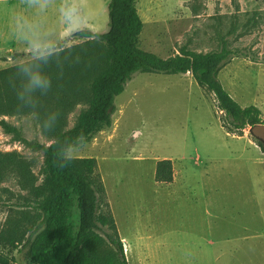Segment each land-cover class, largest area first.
I'll return each instance as SVG.
<instances>
[{
  "label": "rangeland",
  "instance_id": "1",
  "mask_svg": "<svg viewBox=\"0 0 264 264\" xmlns=\"http://www.w3.org/2000/svg\"><path fill=\"white\" fill-rule=\"evenodd\" d=\"M108 1L0 2V69L48 53L77 29L107 31ZM136 8L143 22L138 46L161 58L180 48L214 51L226 40L238 54L217 79L241 107L259 108L264 124V0H136ZM16 51L25 53L7 59ZM114 106L111 126L70 151L67 162L82 157L86 176L100 174L117 217H147L152 238L183 244L178 256L186 264H264V152L249 127L226 133L212 94L188 73H134ZM84 107L68 114L67 128ZM0 120L31 144L12 141L0 128V204L43 202L49 189L35 144L52 139L33 116H8L1 89ZM162 159L172 161L169 184L154 179ZM40 217L32 208L0 206V264L16 263ZM144 226L134 224L128 235L144 236ZM52 241L41 238L34 254L43 257ZM98 254L110 259L104 246Z\"/></svg>",
  "mask_w": 264,
  "mask_h": 264
},
{
  "label": "trees",
  "instance_id": "2",
  "mask_svg": "<svg viewBox=\"0 0 264 264\" xmlns=\"http://www.w3.org/2000/svg\"><path fill=\"white\" fill-rule=\"evenodd\" d=\"M107 16L108 29L103 33L77 29L48 53L0 69L6 114L33 116L52 139L48 146L35 144L45 160L44 178L49 189L45 200L25 205L0 204L2 207L32 208L41 214L20 244L14 264H70L82 234L88 230L104 238L116 257L123 259V243L96 218L100 204L96 189L83 169L75 171L64 159L97 132L111 126L114 99L123 92L134 73L190 74L201 89L212 94L217 109L223 113L221 127L228 134L241 133L246 127L263 122L259 108L254 105L241 107L217 79L223 65L238 54L227 47L226 40L223 39L219 49L214 51L180 48L178 53L161 58L138 46L143 22L136 0H109ZM67 39L81 42L63 47ZM24 53L16 51L6 57L18 58ZM33 73L42 75L48 81L47 87L33 89L29 85V76ZM78 105L85 107L77 114L74 124L67 128V116ZM0 128L11 135L12 141L31 145L22 138L18 128L5 120H0ZM254 141L264 152V144ZM154 179L158 183L172 182L170 159L156 162ZM47 235H51L53 241L42 252L43 257H37L34 248Z\"/></svg>",
  "mask_w": 264,
  "mask_h": 264
},
{
  "label": "crops",
  "instance_id": "3",
  "mask_svg": "<svg viewBox=\"0 0 264 264\" xmlns=\"http://www.w3.org/2000/svg\"><path fill=\"white\" fill-rule=\"evenodd\" d=\"M28 1L31 0H0V2L19 4H24ZM84 161L86 159L82 157L72 158L68 162L67 157L64 159V162L77 172L78 169H82ZM97 176L98 178L96 179L86 176L96 189L100 202L96 218L103 226L113 232L117 240L123 242L124 257L119 260L113 248L104 238L97 235L93 230H88L82 234L80 244L70 264H106L108 261L112 264H186L185 260H181L178 256V248L183 244L174 242L170 245L165 242V239L152 238L153 234L148 232L149 228L147 227L152 222L146 219L147 217L142 220L117 217L112 201L105 191L100 174L98 173ZM94 179L95 182L93 181ZM134 224L136 226L145 225L146 233L144 236L135 233L128 235ZM103 246L109 251L110 259L105 258L106 255L104 254H98L99 247L103 248Z\"/></svg>",
  "mask_w": 264,
  "mask_h": 264
},
{
  "label": "clouds",
  "instance_id": "4",
  "mask_svg": "<svg viewBox=\"0 0 264 264\" xmlns=\"http://www.w3.org/2000/svg\"><path fill=\"white\" fill-rule=\"evenodd\" d=\"M29 85L33 89H41L47 87L48 81H46L42 75L33 73L29 76Z\"/></svg>",
  "mask_w": 264,
  "mask_h": 264
},
{
  "label": "water",
  "instance_id": "5",
  "mask_svg": "<svg viewBox=\"0 0 264 264\" xmlns=\"http://www.w3.org/2000/svg\"><path fill=\"white\" fill-rule=\"evenodd\" d=\"M249 133L257 141L264 144V124H255L249 128Z\"/></svg>",
  "mask_w": 264,
  "mask_h": 264
}]
</instances>
